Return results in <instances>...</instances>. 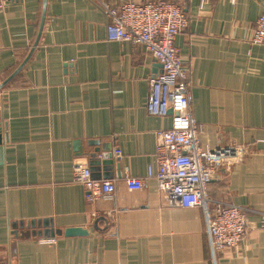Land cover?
Masks as SVG:
<instances>
[{
    "label": "crops",
    "instance_id": "0c3cea01",
    "mask_svg": "<svg viewBox=\"0 0 264 264\" xmlns=\"http://www.w3.org/2000/svg\"><path fill=\"white\" fill-rule=\"evenodd\" d=\"M101 1L127 0L0 4V84L9 78L0 88V264H264V44L249 43L264 0H171L188 18L174 46L190 73L199 142L243 151L207 186L247 210L245 235L222 252L210 250L200 208L177 205L147 178L154 132L171 121L145 109L161 66L140 45L107 41ZM102 145L106 165L87 155ZM76 160L114 182L111 198L86 200L72 180ZM72 227L86 234L64 235Z\"/></svg>",
    "mask_w": 264,
    "mask_h": 264
},
{
    "label": "built area",
    "instance_id": "2783aa9c",
    "mask_svg": "<svg viewBox=\"0 0 264 264\" xmlns=\"http://www.w3.org/2000/svg\"><path fill=\"white\" fill-rule=\"evenodd\" d=\"M100 6L107 18V41L140 45L161 65V74L149 80L145 109L154 116L170 112L171 121L168 128L154 132L156 170L153 173L148 168L147 178L177 205L202 210L212 252L236 248L247 231V210L211 198L207 186L217 168L241 159L243 151L237 146L211 150L199 142V129L191 114L190 73L174 46L175 36L188 23L186 14L171 0L101 1ZM249 43L264 44V14L255 19ZM72 180L84 188L88 201L109 199L115 190L112 180L93 178L81 160L73 164ZM127 181L130 187L140 186L139 180Z\"/></svg>",
    "mask_w": 264,
    "mask_h": 264
},
{
    "label": "water",
    "instance_id": "95a60500",
    "mask_svg": "<svg viewBox=\"0 0 264 264\" xmlns=\"http://www.w3.org/2000/svg\"><path fill=\"white\" fill-rule=\"evenodd\" d=\"M21 66H19L18 69H20ZM7 80H5L2 84H0V88H1V86H3L7 82ZM3 141H4V137L1 134V125H0V160H1ZM92 144H97V143L93 142ZM87 155H88L91 162H93V163L101 162L103 165L109 164L111 162V158H112V154L109 152V149L106 148L104 145H102L101 148H95L92 152L87 153ZM92 165H94V164H92ZM19 227L22 229L24 226H23V224H20ZM25 227H28V226H25ZM30 227H35V223L31 222ZM48 232H49V235H51L52 233L54 234L53 230H48ZM27 233L28 232H24L25 235H27ZM32 233L35 234L34 232H32ZM38 233L39 232H37V234ZM45 233H46V231H45ZM79 234H86V230H84V228H81V227L66 228L64 230V235H79Z\"/></svg>",
    "mask_w": 264,
    "mask_h": 264
}]
</instances>
